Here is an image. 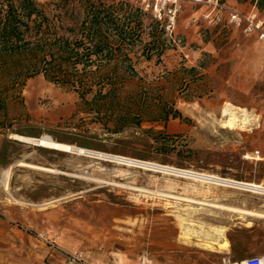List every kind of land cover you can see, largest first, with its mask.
I'll list each match as a JSON object with an SVG mask.
<instances>
[{
  "label": "rangeland",
  "instance_id": "374dc122",
  "mask_svg": "<svg viewBox=\"0 0 264 264\" xmlns=\"http://www.w3.org/2000/svg\"><path fill=\"white\" fill-rule=\"evenodd\" d=\"M36 1L53 10L50 0ZM220 2L251 10V0ZM210 11L206 5L183 3L171 36L148 13L141 11L133 20V73L126 90L142 88L148 98L138 128L105 110L94 113L75 92L41 75L8 98L0 111V264H222L228 256L217 249L219 244L209 251L196 239L187 243L180 237L182 218L194 221L195 230L224 228L228 247L238 251L264 246V220L163 195L203 202L208 197L213 204L258 211H264L259 209L264 198L222 187L205 195L199 183L14 139L49 135L87 150L264 186V44L229 25L226 15L219 24L205 21ZM121 61L115 58L101 71L118 64L113 76H123ZM189 68L196 70L193 77L182 71ZM163 104H172L181 117L161 122ZM227 104L246 109L258 122L254 119L244 131L224 129L221 114ZM120 125L121 132L111 133ZM256 156L259 161L253 160ZM19 162L60 173L34 171ZM192 184L197 191L188 189Z\"/></svg>",
  "mask_w": 264,
  "mask_h": 264
},
{
  "label": "trees",
  "instance_id": "16d2710c",
  "mask_svg": "<svg viewBox=\"0 0 264 264\" xmlns=\"http://www.w3.org/2000/svg\"><path fill=\"white\" fill-rule=\"evenodd\" d=\"M48 4L53 7L51 12L36 0H0V111L27 80L41 75L47 82L75 92L94 113L105 110L118 120L133 121L138 128L147 94L142 88L128 92L126 83L133 73L129 52L136 29L132 22L142 10H132L127 0L116 4L106 0H50ZM262 5L264 0H251L250 6L258 12H264L259 9ZM115 58H122L121 65L126 68L123 76H113L118 64L106 73L101 71ZM182 71L192 77L196 74L194 68ZM87 96H92L91 100ZM180 117L172 104H163L157 118L166 123L169 118ZM123 127L110 131L119 133Z\"/></svg>",
  "mask_w": 264,
  "mask_h": 264
},
{
  "label": "bare ground",
  "instance_id": "6f19581e",
  "mask_svg": "<svg viewBox=\"0 0 264 264\" xmlns=\"http://www.w3.org/2000/svg\"><path fill=\"white\" fill-rule=\"evenodd\" d=\"M225 106V105H224ZM222 127L228 130H241L244 131L251 123L257 121L255 115L251 114L246 109H242L239 107H235L231 104H227L223 107L222 110ZM258 122V121H257ZM256 123V122H255ZM251 130V129H249ZM15 136V135H14ZM15 140L30 144L31 146L43 148L46 150H52L67 154H73L78 156H86L89 158H94L101 161L111 162L119 166H125L130 168H139L145 171H149L151 173L160 174L165 177L169 178H177L185 181H189L192 183H199L203 185V193L209 194L210 189L212 187H222L227 188L230 190L241 191L250 193L254 196H258L260 198H264V186L257 185L254 183H245L241 181H235L229 178L219 177L214 174H208L205 172L193 171L189 169H180L175 168L167 165H160L157 163H152L148 161H141L137 159H131L128 157L120 156V155H113V154H106L101 153L93 150H87L79 147H75L70 144L59 142L49 135H41L38 138H29L20 135H16L14 137ZM256 155V154H255ZM246 159H250L248 156L245 157ZM253 160L259 161L260 158L258 156L254 157ZM18 166L26 167L27 169L43 171L46 173L52 174H59L60 172L50 168L45 167L42 165L27 163V162H19L17 163ZM5 173V181H4V188L5 190L8 189V173L9 169L4 171ZM193 191H197V187L194 184L190 185ZM187 190V189H185ZM170 199L181 200L182 202L192 203L200 206L201 208H211L214 211L221 212V213H228L232 215H236L239 218H249L253 220H264V211L258 210H248V209H240L236 207L224 206L219 204H213L211 202H203V201H193L192 199L188 198H177L172 195H163ZM259 209H264V205H260ZM210 211V210H209ZM180 237L184 239L187 243H190L193 239H196V242L206 250L213 251L216 250V245L219 244V250L225 251L228 247V243L224 237L225 229L222 227H209L205 229V227L199 226L197 230L193 227L195 226L194 221H189L186 218L180 219ZM246 228L251 227V223H246ZM218 239L223 240L222 243H217ZM183 240V241H184ZM226 264H245L243 261L240 262H231L228 261Z\"/></svg>",
  "mask_w": 264,
  "mask_h": 264
},
{
  "label": "built area",
  "instance_id": "2783aa9c",
  "mask_svg": "<svg viewBox=\"0 0 264 264\" xmlns=\"http://www.w3.org/2000/svg\"><path fill=\"white\" fill-rule=\"evenodd\" d=\"M123 1V0H115ZM138 6L144 13H148L150 18L157 22L164 33H174L177 26V18L181 12L183 3L195 5H206L211 11L204 15V20L219 24L223 15L227 17V23L236 28H241L247 35H255L264 44V12H258L255 6L248 12L229 9L219 2V0H127ZM257 154V153H256ZM258 155V154H257ZM254 158V157H253ZM228 258L222 259V264H226ZM243 262L245 264H264V257L249 256Z\"/></svg>",
  "mask_w": 264,
  "mask_h": 264
},
{
  "label": "crops",
  "instance_id": "0c3cea01",
  "mask_svg": "<svg viewBox=\"0 0 264 264\" xmlns=\"http://www.w3.org/2000/svg\"><path fill=\"white\" fill-rule=\"evenodd\" d=\"M248 36H254V35H248ZM202 199L203 200H206V201H209V202L212 201L208 197H206L205 199L204 198H202ZM223 254L225 256H228V258H230V261L234 260V262H240L241 260H244L246 257H249V256H260V257H264V246L253 245V246L250 247V250L238 251L236 248H233L230 245L227 248V250H225L223 252Z\"/></svg>",
  "mask_w": 264,
  "mask_h": 264
}]
</instances>
